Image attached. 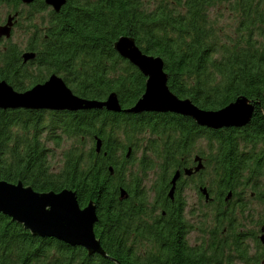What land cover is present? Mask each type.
Masks as SVG:
<instances>
[{"label":"trees","instance_id":"1","mask_svg":"<svg viewBox=\"0 0 264 264\" xmlns=\"http://www.w3.org/2000/svg\"><path fill=\"white\" fill-rule=\"evenodd\" d=\"M144 1L67 0L61 12L51 15L47 36L29 43L36 59L25 64L16 50L3 56L0 81L26 92L55 74L83 99L102 102L116 93L122 109L128 110L144 94L147 81L114 49L120 37L129 36L143 53L164 61L168 86L180 99L217 111L245 97L255 105L251 122L242 129L216 131L173 113L0 110V181H21L41 193L69 189L77 194L81 208L92 202L98 217L94 231L109 257H88L81 247L34 237L0 215V264H136L133 225L150 211L145 192L126 166L138 152L141 171L171 174L188 167L200 154L226 191L242 185L255 190L261 185L264 0ZM19 3L0 0V6ZM154 3L155 9L149 10ZM43 5L41 1L31 7ZM215 5L233 17L231 33L218 23L224 15L214 20L209 14ZM203 138L209 143L206 151L196 145ZM97 139L102 140L100 153ZM64 140L71 141L72 148L55 173L48 156L55 157L48 146L60 147ZM87 143L92 145L89 151ZM245 177L248 182H241ZM122 188L128 193L125 200L120 199ZM165 194L162 185L157 198L166 211L169 232L153 235L152 257L140 264H222L225 253L218 244L211 246L210 255L203 248L188 247L179 232L183 234V201L178 198L167 206ZM148 235L140 236L146 250Z\"/></svg>","mask_w":264,"mask_h":264},{"label":"water","instance_id":"2","mask_svg":"<svg viewBox=\"0 0 264 264\" xmlns=\"http://www.w3.org/2000/svg\"><path fill=\"white\" fill-rule=\"evenodd\" d=\"M23 1L31 4L34 0ZM46 4L59 12L66 0H46ZM10 36L7 26L0 27V38ZM114 48L147 78L145 92L132 108L124 111L116 93H111L102 102L83 99L75 95L64 80L54 74L44 84L36 85L26 92L16 91L6 81L0 82V110L76 113L105 109L112 113L124 111L135 115L173 113L191 118L200 127L213 130L242 128L251 122L255 105L247 98L240 97L217 111L201 109L188 99H180L170 90L164 61L160 57L143 53L132 37H121L114 44ZM35 57L33 52L22 56L24 61ZM96 142L97 152L100 153L102 140L97 139ZM202 168L200 163L196 171ZM186 174H191V171L186 170ZM179 177L180 174L177 173L172 180L170 197H173ZM127 198L126 190H121L120 199ZM0 214L11 218L12 222L21 225L34 237L55 239L72 247H81L86 250L88 257L99 255L109 258L94 231L98 223L96 206L91 202L87 207L81 208L77 194L72 190L41 193L21 181H0ZM116 263L121 264L117 261Z\"/></svg>","mask_w":264,"mask_h":264},{"label":"flooded vegetation","instance_id":"3","mask_svg":"<svg viewBox=\"0 0 264 264\" xmlns=\"http://www.w3.org/2000/svg\"><path fill=\"white\" fill-rule=\"evenodd\" d=\"M41 1L44 4L42 9L48 7L45 4L46 0H36L32 4L25 5L26 9H29L27 7L32 8L31 6L36 2L40 4ZM19 4L23 6L21 2ZM48 9L50 16L61 12V10L55 12L51 7ZM19 13L17 14L20 15ZM4 40L6 39H0V43ZM199 142L200 140L196 143L197 146L201 145ZM192 159L193 162L188 167L171 174L158 170L146 172L138 170L136 182L140 183L141 190L146 194L148 203H150L147 208L150 211L146 217H138L133 225L131 240L134 243L133 255L138 259L136 264L145 263L144 261L147 262L148 258L152 257L153 235H158V231L164 234L169 232V220L165 218L166 211L160 206L162 203H159L157 198V190L162 185L166 187L165 205L173 204L178 198L183 201V234L181 229L179 232L189 248H203L210 255L211 246L218 244L225 253L222 264H264V211L258 214L259 221H255L251 217L249 204L244 200L246 191L253 199L260 195L259 204L262 207L264 204L262 180L258 181L261 185L255 190L249 185H242L235 191H226L218 184L217 173L208 171L206 158L195 154ZM200 163L203 168L196 171ZM186 170L191 171V174H186ZM177 173L180 177L176 182L173 197H170L172 180ZM149 175L151 176L148 178ZM146 177L148 180H145ZM241 182L248 181L243 179ZM193 198L198 202V206L192 205ZM201 215H203V221L199 218ZM145 232L150 234L145 241L147 250L142 248L143 244L140 242L143 241V239L140 240V236ZM191 236L194 237L193 240Z\"/></svg>","mask_w":264,"mask_h":264},{"label":"rangeland","instance_id":"4","mask_svg":"<svg viewBox=\"0 0 264 264\" xmlns=\"http://www.w3.org/2000/svg\"><path fill=\"white\" fill-rule=\"evenodd\" d=\"M35 1L36 0H34L33 3ZM20 2L23 4V6H21L20 4H18L17 7H13V6L7 5V4H3L0 6V27L7 26L11 32L10 38L2 37V38H5L6 40H4L2 43H0V61H3V58H4L3 56H6L7 54H9L10 52L15 51V50L18 51L19 53H21L22 56L25 53H30L31 51L28 47L29 43H31V41H34L35 39L41 40L44 36L46 37L47 35H45V34L48 33V27L51 25V16L49 13L50 10L48 8L51 7L53 10H54V8L52 6L47 5L46 1H45V4L48 7H45L44 9H42V8L33 9L30 7H27L30 10L26 9L25 5H28V4H25L23 0H20ZM144 2L146 3V2H148V0H145ZM151 5L152 6L150 7L149 10L155 9L157 3L151 4ZM215 6H216V8L209 9V14H211L212 19H214V20H218V18L221 17V15H224V17L222 19L218 20V23L220 26L226 27L231 33L230 27L231 26L234 27L236 24L232 20L233 17L230 16L228 11H224V12L220 11V9H223V8H219L220 6H217V5H215ZM227 9H228V7H227ZM33 10L35 11L34 13H33ZM216 10H218V12ZM17 13L21 14L22 16L18 15ZM122 37H127V36H122ZM2 38H0V39H2ZM33 53H35V52H33ZM117 54L122 59L130 62L129 60L123 58L118 52H117ZM35 59H36V57L34 59L28 60V61H24V59H23V62L25 64H30V62L34 61ZM0 64H1V62H0ZM2 65H0V67H2ZM134 67H136V66H134ZM58 77H60V76H58ZM60 78H62V77H60ZM146 80H147V78H146ZM165 114H167V113H165ZM242 128H244V127H242ZM242 128H236V129H242ZM206 129H208V128H206ZM209 130H213V129H209ZM119 137H120V139H123L122 134ZM199 143H201V145H199V149L206 151L208 144H209L207 139H205V138L200 139ZM86 145H88V147H86V150L89 151V149H91L92 145L90 143H87ZM48 147H49V149H51L53 151V156L55 157V158H52L51 154L48 156V159L52 165L51 169L53 170V172L57 173L63 167L62 163L65 160V154H66V152L68 153L70 151V149L72 148V143L69 140H64L60 147H57L55 145H49ZM141 156H142V154L140 152H138L135 156V160L133 161V163L126 165L127 169L129 170V173H133V177H136V174H139L138 162H139ZM197 167H199V165ZM208 171H210V170L208 169ZM150 176L151 175H149L148 178ZM131 178L132 177H130V179ZM148 178L146 177L145 180H148ZM247 179L249 180L248 177L244 178V180H247ZM260 180H262L261 184H264V178H262ZM147 185H149V184H147ZM249 187H251V186H249ZM249 192H251V190ZM120 193H121V190H120ZM244 200L250 206L249 210H250L251 217H253V219L258 222L259 221L258 220V214L260 212L264 211V210H262L264 208V204L261 207V205L259 204L260 199H257V198L253 199L251 197L250 193L247 194V191H246V199H244ZM191 203H192V205L198 206V202L194 198H193V201ZM205 211H207V210H205ZM202 217H203V215H201V217H199V218L202 219ZM202 221H203V219H202ZM191 239L193 240L194 237L191 236ZM191 242H193V241H191ZM191 244H193V243H191Z\"/></svg>","mask_w":264,"mask_h":264},{"label":"bare ground","instance_id":"5","mask_svg":"<svg viewBox=\"0 0 264 264\" xmlns=\"http://www.w3.org/2000/svg\"><path fill=\"white\" fill-rule=\"evenodd\" d=\"M50 78V77H49ZM49 79H47L45 82H47ZM4 81V80H3ZM0 82H2V81H0ZM44 82V83H45ZM44 83H40V84H44ZM39 85V84H38ZM36 86V85H35ZM34 86V87H35ZM50 112H53V111H50ZM80 112V111H79ZM76 113H78V112H76ZM120 190H125L124 188H122V189H120ZM248 190L250 191L251 189L250 188H248ZM120 195H121V193H120ZM1 215V214H0Z\"/></svg>","mask_w":264,"mask_h":264}]
</instances>
